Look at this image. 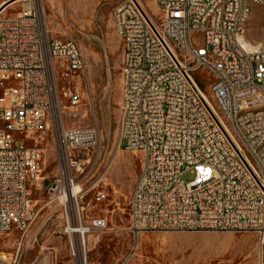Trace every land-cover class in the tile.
<instances>
[{
    "label": "built area",
    "instance_id": "obj_1",
    "mask_svg": "<svg viewBox=\"0 0 264 264\" xmlns=\"http://www.w3.org/2000/svg\"><path fill=\"white\" fill-rule=\"evenodd\" d=\"M262 1L156 0L157 16L141 0L115 7L120 145L142 155L130 212L137 239L167 230L249 232L260 249L256 264H264V46L247 37ZM84 68L77 44L51 36L37 7L0 12V231L23 237L36 221L41 141L51 132L60 157L51 189L72 255L86 264V238L106 230L108 218L85 221L80 198L95 185L67 198L91 173L98 137L97 127L70 123L82 112L70 83ZM107 194L97 190L95 200Z\"/></svg>",
    "mask_w": 264,
    "mask_h": 264
},
{
    "label": "rangeland",
    "instance_id": "obj_2",
    "mask_svg": "<svg viewBox=\"0 0 264 264\" xmlns=\"http://www.w3.org/2000/svg\"><path fill=\"white\" fill-rule=\"evenodd\" d=\"M7 1L0 0V6ZM16 1L6 6L5 13L26 7L23 0ZM120 1H30L41 11L51 36L73 40L85 60L84 70L70 83L81 95V117L70 123L95 126L98 137L90 151L91 173L82 181L83 187L78 183L83 190L95 187L83 194L80 204L85 221L94 216L108 218L106 230L86 238V264H256L260 249L253 233L167 230L143 232L137 239L130 229L131 199L141 173L142 155L120 145L123 42L113 21ZM141 1L150 14L160 15L156 0ZM247 37L264 46V0L253 6ZM196 76L203 80L202 90L213 103L208 73L199 69ZM41 145L45 151L44 178L34 191L39 215L23 237L18 231H0V264H81L69 246L59 195L51 189V182L59 175L60 160L51 132ZM100 189L106 190L107 199L97 202L95 195Z\"/></svg>",
    "mask_w": 264,
    "mask_h": 264
},
{
    "label": "bare ground",
    "instance_id": "obj_3",
    "mask_svg": "<svg viewBox=\"0 0 264 264\" xmlns=\"http://www.w3.org/2000/svg\"><path fill=\"white\" fill-rule=\"evenodd\" d=\"M19 1H21V0H17V1L14 2V3H17V2H19ZM23 1L26 2V3H25V6H26V7L33 6L32 3L30 2V1H32V0H23ZM38 1H40V0H38ZM14 3H13V4H14ZM7 9H8V7H5L2 11L5 12ZM204 95H205V94H204ZM205 97L209 100V98H208L206 95H205ZM82 190H83V189H82L81 185H79V184H75L74 187H73L71 190H69V191L67 192V198H68L69 200H70V199H74L75 195L78 196V193H80ZM61 198L63 199L64 197L61 196ZM98 236H99V235H98ZM90 237H91V236H90ZM93 239H94V238H93ZM95 240L97 241V240H98V237H96ZM90 246H91V245H90ZM89 251L92 252V251H93V248H90ZM81 264H85V263H84V262H81Z\"/></svg>",
    "mask_w": 264,
    "mask_h": 264
},
{
    "label": "water",
    "instance_id": "obj_4",
    "mask_svg": "<svg viewBox=\"0 0 264 264\" xmlns=\"http://www.w3.org/2000/svg\"><path fill=\"white\" fill-rule=\"evenodd\" d=\"M14 0H10V1H7L6 3H4V4H2L1 6H0V12H2V10L6 7V6H8L11 2H13Z\"/></svg>",
    "mask_w": 264,
    "mask_h": 264
}]
</instances>
